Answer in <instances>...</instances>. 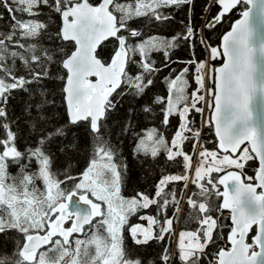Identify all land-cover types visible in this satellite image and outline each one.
I'll use <instances>...</instances> for the list:
<instances>
[{"label": "snow or ice", "instance_id": "1", "mask_svg": "<svg viewBox=\"0 0 264 264\" xmlns=\"http://www.w3.org/2000/svg\"><path fill=\"white\" fill-rule=\"evenodd\" d=\"M0 8L12 21L0 31V242L11 241L0 264H264V0H206L195 27L196 0H0ZM177 10L186 19L171 38L144 39L136 27L172 23ZM228 19L221 44H209L204 31ZM181 43L187 61L173 59ZM109 44L104 61L98 49ZM197 46L207 59H196ZM154 53L163 67H194L190 97L188 66L168 79L166 96L152 95L162 71ZM57 81L62 122L49 118ZM16 92L28 97L19 119L10 110ZM125 96L175 128L168 138L147 130L133 155L156 159L163 150L180 169L132 196L123 194L127 165L117 163L108 127ZM133 129L129 117L120 133ZM205 129L214 149L203 142ZM81 130L93 158L75 175ZM182 218L196 229L177 232ZM157 246L155 259L141 254Z\"/></svg>", "mask_w": 264, "mask_h": 264}, {"label": "trees", "instance_id": "2", "mask_svg": "<svg viewBox=\"0 0 264 264\" xmlns=\"http://www.w3.org/2000/svg\"><path fill=\"white\" fill-rule=\"evenodd\" d=\"M93 3L98 2V0H92ZM121 2H131V0H121ZM206 0H196V8L192 13V23L193 27L197 24L203 25L204 16L200 15V10L204 6ZM22 13H17V16L23 18ZM47 14L45 13V16ZM171 15L175 17L172 23H158L152 21H146L144 23H138L136 27L144 33V39L150 36L161 37V38H171L176 33H179L183 25L181 21L186 19L185 14L182 10H177L172 12ZM0 31L7 32L12 21L10 20L9 13L0 8ZM239 13H236L235 19H239ZM146 19V18H145ZM232 19H228L222 26L218 25L215 29L205 30L204 37L209 44L213 46H219L222 36L230 30V25ZM59 23V21H55ZM61 43V42H57ZM45 46L53 47L51 41H45ZM70 47V46H69ZM112 52V46H101L98 51L99 56L102 60L107 61ZM173 59L176 61H187L190 58V51L186 44L181 43L180 48L173 52ZM161 53H154V58L156 63L162 67V71L157 74L152 88L151 93L153 96H166L168 93V79H173L180 72L183 67L188 65L183 63H170L168 67H163V62L161 59ZM208 52L204 50L203 46H197L196 48V59L203 60L207 59ZM216 66H219L221 61L212 62ZM189 71L186 74V79L188 80V87L186 89L189 97L192 91L196 88V83L193 79L194 67L188 66ZM60 75H64L63 72ZM61 81L56 82V86L50 90V96L54 100V103L49 105L52 107L53 111L49 114V118H55L56 120L63 121L65 119V103L60 92ZM119 91V90H118ZM35 95V93H34ZM13 99L10 101V110L13 115L19 119L22 113V106L25 100L28 98L26 93L16 92L13 94ZM199 124L201 116L198 113L194 114ZM160 113H145L142 110V106L138 104L136 99L130 96H125L119 100L116 111L111 113V118L108 121V127L111 129L114 135L112 136V144L118 149L117 163H123L127 165V172L125 175V185L123 188V194L125 196H132L137 191L147 190L151 192L153 190L154 184L160 179L162 175L176 174L180 171L179 168L172 166L171 162L167 161L165 158V153L161 150L160 154L156 159H152L149 156L144 155H133V149L136 145L137 138L143 135L147 130L153 128L158 129L166 138L171 137L172 132L175 130L174 126L170 125L165 128L159 121ZM131 117V124L134 125V129L120 133V128L123 122ZM24 125H21L22 134H24L25 141H22L21 147H23L24 142L28 140L26 133H23ZM81 148L75 154L71 160L72 172L75 175H79L83 170L87 168L90 160L93 158V148L90 140L86 135L83 134L81 130ZM204 136L205 146L209 149H214L215 138L214 134L208 129H205L202 133ZM10 171L15 172L14 169ZM251 174V172H249ZM213 175H216L215 173ZM222 175V174H221ZM222 191V189H221ZM222 199V198H221ZM151 212V209L148 210ZM225 216L227 213L225 212ZM99 219V218H97ZM131 223H145L144 221H139L135 216L131 218ZM176 231H192L196 229V223L191 220H185L182 218L180 222L176 225ZM224 233L227 229L223 230ZM0 252L7 251L11 247V241L0 242ZM174 247V243L172 244ZM141 254L147 256L151 261L156 258V254L159 252V247H152L148 249H141Z\"/></svg>", "mask_w": 264, "mask_h": 264}, {"label": "water", "instance_id": "3", "mask_svg": "<svg viewBox=\"0 0 264 264\" xmlns=\"http://www.w3.org/2000/svg\"><path fill=\"white\" fill-rule=\"evenodd\" d=\"M221 40H222V38H221ZM220 44H221V42H220ZM100 49H98V51H99ZM92 79H94V78H92ZM262 124H264V115H262ZM230 188H231V186H230ZM221 189H222V191H223V186H221ZM258 192L260 191L259 189L257 190ZM226 213H227V210L225 211Z\"/></svg>", "mask_w": 264, "mask_h": 264}, {"label": "rangeland", "instance_id": "4", "mask_svg": "<svg viewBox=\"0 0 264 264\" xmlns=\"http://www.w3.org/2000/svg\"><path fill=\"white\" fill-rule=\"evenodd\" d=\"M211 114H209V113H207L205 116H210ZM214 174V173H213ZM222 174V173H221ZM221 187V186H220ZM228 214V213H227ZM177 232H180V230L179 229H177ZM174 247H175V245H174Z\"/></svg>", "mask_w": 264, "mask_h": 264}, {"label": "built area", "instance_id": "5", "mask_svg": "<svg viewBox=\"0 0 264 264\" xmlns=\"http://www.w3.org/2000/svg\"><path fill=\"white\" fill-rule=\"evenodd\" d=\"M207 113L211 114V113H210V112H208V111H207V109H206L205 115H206Z\"/></svg>", "mask_w": 264, "mask_h": 264}]
</instances>
